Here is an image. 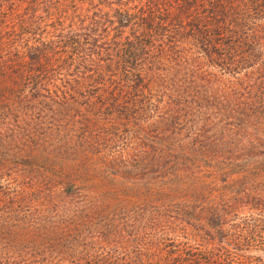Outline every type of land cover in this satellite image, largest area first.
<instances>
[{"label": "trees", "instance_id": "trees-1", "mask_svg": "<svg viewBox=\"0 0 264 264\" xmlns=\"http://www.w3.org/2000/svg\"><path fill=\"white\" fill-rule=\"evenodd\" d=\"M0 264H264V0H0Z\"/></svg>", "mask_w": 264, "mask_h": 264}, {"label": "rangeland", "instance_id": "rangeland-1", "mask_svg": "<svg viewBox=\"0 0 264 264\" xmlns=\"http://www.w3.org/2000/svg\"><path fill=\"white\" fill-rule=\"evenodd\" d=\"M131 153H133V152H131ZM131 153H129V154H131ZM134 154V153H133Z\"/></svg>", "mask_w": 264, "mask_h": 264}]
</instances>
